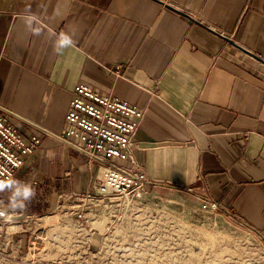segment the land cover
<instances>
[{"label": "crops", "instance_id": "obj_1", "mask_svg": "<svg viewBox=\"0 0 264 264\" xmlns=\"http://www.w3.org/2000/svg\"><path fill=\"white\" fill-rule=\"evenodd\" d=\"M80 82L143 109L133 153L148 177L218 201L264 240V0H0V109L43 138L15 175L35 210L98 167L58 139Z\"/></svg>", "mask_w": 264, "mask_h": 264}, {"label": "rangeland", "instance_id": "obj_2", "mask_svg": "<svg viewBox=\"0 0 264 264\" xmlns=\"http://www.w3.org/2000/svg\"><path fill=\"white\" fill-rule=\"evenodd\" d=\"M97 173L85 189L60 193L49 208L17 210L23 215L1 227L0 264H264L260 235L222 210H201L193 193L177 188L151 187L138 209L101 205L90 221L99 220L80 231L75 212L56 207L90 189ZM28 214H55L42 225L45 245L36 238L41 222H23Z\"/></svg>", "mask_w": 264, "mask_h": 264}, {"label": "built area", "instance_id": "obj_3", "mask_svg": "<svg viewBox=\"0 0 264 264\" xmlns=\"http://www.w3.org/2000/svg\"><path fill=\"white\" fill-rule=\"evenodd\" d=\"M143 115V109L128 100L102 93L84 82L75 86L66 116L68 124L58 139L85 154L90 161H97L98 173L92 187L86 192L68 195L75 202L64 201L56 208L66 214L72 209L80 231H87L99 220L90 221L101 205L134 209L139 207L151 187L180 189L153 181L137 162L133 153V137ZM42 139L39 133H33L30 139L25 138L0 109V180H6L9 176L15 178L27 158L38 149ZM180 190L194 194L192 188ZM198 200L200 209L205 212L213 214L221 210L216 200L199 197ZM3 205L0 200V208ZM17 215L22 216L23 213L15 212L7 218L0 216V235L1 227L13 224ZM53 217L55 214H28L23 222L36 221L34 218H37L41 222L40 229L44 222ZM46 232L45 228L36 231L41 245H45Z\"/></svg>", "mask_w": 264, "mask_h": 264}, {"label": "clouds", "instance_id": "obj_4", "mask_svg": "<svg viewBox=\"0 0 264 264\" xmlns=\"http://www.w3.org/2000/svg\"><path fill=\"white\" fill-rule=\"evenodd\" d=\"M60 13L57 12V15ZM36 14L28 12L22 16L26 30L35 36L41 35V29L36 26ZM73 45L72 35L66 32H60L56 35L53 42V51L58 55H63L65 51ZM8 192V201L6 205L0 208V216L5 218L15 213L17 210L25 209L35 198L36 191L30 182L20 181L11 176L6 180H0V192Z\"/></svg>", "mask_w": 264, "mask_h": 264}, {"label": "bare ground", "instance_id": "obj_5", "mask_svg": "<svg viewBox=\"0 0 264 264\" xmlns=\"http://www.w3.org/2000/svg\"><path fill=\"white\" fill-rule=\"evenodd\" d=\"M47 238V237H46Z\"/></svg>", "mask_w": 264, "mask_h": 264}]
</instances>
